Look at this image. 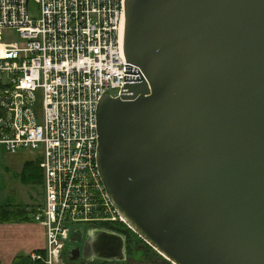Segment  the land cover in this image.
Listing matches in <instances>:
<instances>
[{
  "label": "water",
  "instance_id": "95a60500",
  "mask_svg": "<svg viewBox=\"0 0 264 264\" xmlns=\"http://www.w3.org/2000/svg\"><path fill=\"white\" fill-rule=\"evenodd\" d=\"M138 82L97 105L96 165L130 230L172 264H264V0H124ZM68 261H123L77 230Z\"/></svg>",
  "mask_w": 264,
  "mask_h": 264
},
{
  "label": "built area",
  "instance_id": "2783aa9c",
  "mask_svg": "<svg viewBox=\"0 0 264 264\" xmlns=\"http://www.w3.org/2000/svg\"><path fill=\"white\" fill-rule=\"evenodd\" d=\"M123 37L124 0H0V156L31 152L41 172L34 262L67 264L77 230L130 231L96 165L99 101L142 77Z\"/></svg>",
  "mask_w": 264,
  "mask_h": 264
},
{
  "label": "rangeland",
  "instance_id": "374dc122",
  "mask_svg": "<svg viewBox=\"0 0 264 264\" xmlns=\"http://www.w3.org/2000/svg\"><path fill=\"white\" fill-rule=\"evenodd\" d=\"M9 41L17 40L15 33H8ZM32 162L29 169V183H23L21 176L24 174L25 162ZM31 152L22 151L15 155L0 156V205L7 206V211H20L22 215L35 211L41 201V172ZM36 165V166H34ZM23 173V174H22ZM19 218V217H18ZM20 221L12 219L10 222ZM121 227L119 225H115ZM126 246V258L121 262H103V264H172L159 255L145 241L139 238L131 230L124 234ZM86 264H101V262L85 261ZM72 264V263H71ZM84 264V263H76Z\"/></svg>",
  "mask_w": 264,
  "mask_h": 264
},
{
  "label": "crops",
  "instance_id": "0c3cea01",
  "mask_svg": "<svg viewBox=\"0 0 264 264\" xmlns=\"http://www.w3.org/2000/svg\"><path fill=\"white\" fill-rule=\"evenodd\" d=\"M40 187L41 201L35 211L26 213L27 222L0 223V264H11L16 257L29 256L31 253L43 250L45 241L44 229L33 220L37 208L43 202L42 177Z\"/></svg>",
  "mask_w": 264,
  "mask_h": 264
},
{
  "label": "trees",
  "instance_id": "16d2710c",
  "mask_svg": "<svg viewBox=\"0 0 264 264\" xmlns=\"http://www.w3.org/2000/svg\"><path fill=\"white\" fill-rule=\"evenodd\" d=\"M31 164H34L32 162H27L25 163L24 167H23V172L24 174L21 176V181L24 183H29L30 181V177L28 176L29 175V169L30 168V165ZM37 165V163H35ZM34 165V166H36ZM38 166V165H37ZM7 205L5 206H0V223H11L10 220L12 219H15V220H20V221H14L12 223H17V222H27L28 219L26 217V214L22 215L20 213V211H7ZM19 217V218H18ZM108 228L110 229H113V230H117V231H122V228L121 227H117V226H108ZM38 253H42V251H36ZM11 264H40L39 261H32L30 259L29 256H19V257H16L13 262Z\"/></svg>",
  "mask_w": 264,
  "mask_h": 264
},
{
  "label": "flooded vegetation",
  "instance_id": "af4514ba",
  "mask_svg": "<svg viewBox=\"0 0 264 264\" xmlns=\"http://www.w3.org/2000/svg\"><path fill=\"white\" fill-rule=\"evenodd\" d=\"M108 232V231H107ZM111 233V232H110ZM77 238H78V242L76 243V245H81L82 244V240H83V236H81L80 234H78L77 235ZM126 246H127V244H126V242H125V247H124V260H125V258H126ZM123 260V261H124ZM89 261H92V262H101V264H103V262L105 263V262H117V261H104V260H100V259H92V260H89ZM121 262V261H120ZM76 264V263H84V264H86V262L85 261H82V260H76V261H68L67 262V264Z\"/></svg>",
  "mask_w": 264,
  "mask_h": 264
}]
</instances>
